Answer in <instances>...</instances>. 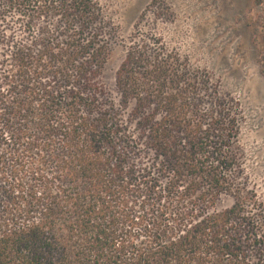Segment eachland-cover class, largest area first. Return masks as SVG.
Listing matches in <instances>:
<instances>
[{"label": "trees", "instance_id": "1", "mask_svg": "<svg viewBox=\"0 0 264 264\" xmlns=\"http://www.w3.org/2000/svg\"><path fill=\"white\" fill-rule=\"evenodd\" d=\"M110 31L99 0H0V264H264L240 104L143 32L117 104Z\"/></svg>", "mask_w": 264, "mask_h": 264}, {"label": "rangeland", "instance_id": "2", "mask_svg": "<svg viewBox=\"0 0 264 264\" xmlns=\"http://www.w3.org/2000/svg\"><path fill=\"white\" fill-rule=\"evenodd\" d=\"M99 1L112 32L113 49L104 74L112 99L118 104L115 73L130 39L142 32L156 34L206 69L240 104L245 171L264 200V35L256 36L254 30L262 9L254 0ZM231 203L226 197L221 206Z\"/></svg>", "mask_w": 264, "mask_h": 264}]
</instances>
